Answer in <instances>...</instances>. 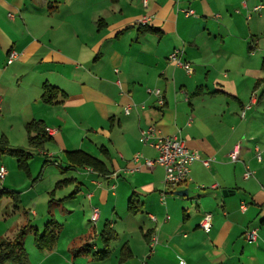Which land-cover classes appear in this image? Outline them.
I'll use <instances>...</instances> for the list:
<instances>
[{
	"label": "crops",
	"instance_id": "crops-1",
	"mask_svg": "<svg viewBox=\"0 0 264 264\" xmlns=\"http://www.w3.org/2000/svg\"><path fill=\"white\" fill-rule=\"evenodd\" d=\"M144 15L151 17L147 34L138 25ZM175 50L192 74L169 61ZM11 51L19 56L8 65ZM44 83L63 94L54 104L42 101ZM153 89L162 91L163 107ZM0 101V139L34 155L30 179L43 183L51 164L60 170L51 177L47 205L61 231L55 248L41 252L34 238L49 220L26 200L36 187L15 158L0 160L7 172L0 181V236L13 240L26 227L30 261L97 264L117 250L113 264H264V0H148L147 7L142 0H0ZM33 121L43 123L49 139L42 150L28 142ZM149 126L196 153L190 181L165 189L164 168L134 162L136 154L157 156L139 140ZM236 146L240 156L232 162ZM74 151L103 161L109 175L71 168L66 153ZM206 158H214L209 167L201 162ZM247 168L253 175L245 180ZM206 213L208 232L200 226ZM107 224L116 238L98 259ZM251 231L254 242L246 237Z\"/></svg>",
	"mask_w": 264,
	"mask_h": 264
},
{
	"label": "built area",
	"instance_id": "built-area-1",
	"mask_svg": "<svg viewBox=\"0 0 264 264\" xmlns=\"http://www.w3.org/2000/svg\"><path fill=\"white\" fill-rule=\"evenodd\" d=\"M144 5L147 6L148 0H142ZM262 6H257L254 8L255 11H259ZM186 16H190L194 14L193 10L183 11ZM250 16H248V19ZM151 22V17L149 15L142 16L139 21L138 25L140 26H147ZM182 52L180 50L173 51L168 59L170 62L178 65L179 67L183 68L187 74H192L193 68L187 62H182L180 59V54ZM18 53L16 51H11L9 54L7 64L11 65L17 58ZM148 92L157 97V103L160 107L165 105V100L162 94V91L159 89L148 90ZM256 101V97L253 96L251 99L250 104L244 107L243 111L241 112L242 118L245 117L248 110L251 109L252 104ZM133 106L125 107V113L129 114L132 110ZM141 109L144 108L142 105ZM0 110H1V101H0ZM50 134H53L51 130L47 129ZM140 143L150 148L154 149L157 153L156 158L149 159L144 158L141 154H136L134 156V162L136 164H140L142 162V166H145L147 169H152L155 166H161L165 170L164 175V186L165 189H174L179 185H183L190 181L191 175V167L192 165L198 160L196 153L191 151L185 145L184 141L178 139L176 137H169L162 134V132L157 129L155 126H149L148 128L141 131L140 134ZM256 157L258 161H261L260 150L256 148ZM240 151L239 147L236 146L229 154V158L232 162H236L239 160ZM214 161V158H206L201 160L205 167H209L210 163ZM140 169L141 165L137 166ZM91 170V169H90ZM7 172L3 166H0V181H3ZM253 175L248 168L243 174L245 180L250 179ZM116 177V174H114ZM164 201V198H162ZM100 218V210L97 207L92 209L91 221L92 223H96ZM169 218V217H168ZM200 226L206 232L210 231L212 228V214L206 213L203 220L200 223ZM249 241H256V231L248 232L246 235ZM155 240V238H153ZM178 264H187L184 259H180Z\"/></svg>",
	"mask_w": 264,
	"mask_h": 264
},
{
	"label": "trees",
	"instance_id": "trees-1",
	"mask_svg": "<svg viewBox=\"0 0 264 264\" xmlns=\"http://www.w3.org/2000/svg\"><path fill=\"white\" fill-rule=\"evenodd\" d=\"M100 27L101 26L99 24V28ZM140 28L142 29V32L146 34L151 32L150 30H152L148 26ZM59 94L63 96L62 92L58 88L47 83L43 84L42 101L45 104H54ZM26 132L29 144L39 150H42L44 143L49 140L47 134L45 133L44 125L40 121H33L32 123L28 124L26 126ZM101 150L105 154L106 159H109L107 151L104 148H102ZM5 156L15 158L17 160L19 170H21L28 178H30L31 175L28 162L34 156L32 153L24 149L11 147L8 139L6 137H2L0 139V160ZM66 161L71 168H88L98 175H109V170L103 161L82 151L66 153ZM69 182L71 181L66 180L60 182L57 184L56 188H61ZM69 198H73V194L69 195L64 200ZM129 211L132 214L136 213L135 211H133V208L131 206L129 207ZM60 231L61 226L59 225V223L54 218L49 220L45 225L43 234H37L34 238V244L36 248L41 251L53 250L57 244L58 234ZM25 235L26 227H23L19 232L17 238L13 240H9L0 236V264H30L28 254L23 243ZM115 238L116 233L113 232L107 224L102 235V241L105 244V250L101 253L95 254L98 259H105V257L108 256V246L110 242Z\"/></svg>",
	"mask_w": 264,
	"mask_h": 264
},
{
	"label": "rangeland",
	"instance_id": "rangeland-1",
	"mask_svg": "<svg viewBox=\"0 0 264 264\" xmlns=\"http://www.w3.org/2000/svg\"><path fill=\"white\" fill-rule=\"evenodd\" d=\"M148 4V3H147ZM258 6H262V5H258ZM145 7H147V6H145ZM257 7V6H256ZM262 8H263V6H262ZM261 8V9H262ZM260 9V10H261ZM259 10V11H260ZM255 11V10H254ZM40 158V157H39ZM42 162H41V166L39 167V169H41L42 170V166L44 165V162H43V159L41 160ZM65 164V163H64ZM52 165V166H51ZM50 166V169L48 170V177L46 178L45 177V180L43 181V183H42V177H41V179H30L31 180V182H30V180L28 181L29 182V186L31 187H36L35 188V190L33 191V193L35 194H37L36 196L34 195V194H32V195H28L27 197H26V200L28 201V203H29V201H34V202H32L33 204H32V206H31V209L32 210H34V211H37V213H39V216H45V219L46 220H44V221H48L49 220V216H48V205H47V202L49 201V199H51V197H50V195L48 194L49 192H48V190L49 189H51L52 188V183H53V179L51 180V177L53 176V175H55V173L57 172V173H59L60 172V170H59V168L58 167H55V165L54 164H51ZM64 167V166H63ZM65 168V167H64ZM38 171L39 170H37V171H35V172H33V174H34V176H36L37 174H38ZM80 171V170H79ZM43 172L45 173V169L43 170ZM40 173V172H39ZM38 177V175L35 177V178H37ZM40 184V185H39ZM34 185V186H33ZM57 189H59V188H57ZM54 190H55V186H54V189L53 190H51L52 192H54ZM58 191H60V189L58 190ZM62 192L60 191V192H58V194H61ZM54 198H55V196H54ZM57 199V198H56ZM53 205V204H52ZM53 207H54V209H55V205H53ZM62 207V206H61ZM57 208V207H56ZM147 216V215H146ZM20 214L19 215H17V219L16 220H19L20 219ZM23 218H25L26 219V216H24ZM15 220V219H14ZM29 220H34L31 216H29ZM46 222H44V223H46ZM43 228H41V230H39V235H42L43 234ZM66 233H65V235L67 236V235H71L70 234V231H69V229H68V227H67V229H66V231H65ZM33 239V236H31L30 238L28 237V238H26V240H32ZM156 241L157 240H151L150 241V244H149V246H150V253H152L153 252V250H154V247H155V244H156ZM42 252V251H41ZM38 254H40V253H38ZM117 256V250L115 251V253H114V257L113 258H111L110 260H108V261H105V262H101V263H97V264H113L114 262H115V257ZM29 257V256H28ZM29 261H30V258H29ZM50 261V260H49ZM49 261H47V263H49ZM39 263V261H37V258L36 257H32V261H30V264H38Z\"/></svg>",
	"mask_w": 264,
	"mask_h": 264
},
{
	"label": "water",
	"instance_id": "water-1",
	"mask_svg": "<svg viewBox=\"0 0 264 264\" xmlns=\"http://www.w3.org/2000/svg\"><path fill=\"white\" fill-rule=\"evenodd\" d=\"M171 194L173 195H177V196H187V192L186 191H173L171 192Z\"/></svg>",
	"mask_w": 264,
	"mask_h": 264
}]
</instances>
